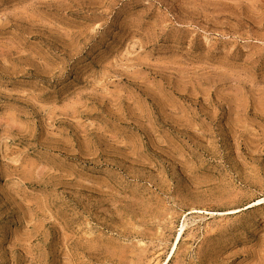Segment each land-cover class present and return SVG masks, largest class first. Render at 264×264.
I'll return each instance as SVG.
<instances>
[{
    "label": "rangeland",
    "instance_id": "374dc122",
    "mask_svg": "<svg viewBox=\"0 0 264 264\" xmlns=\"http://www.w3.org/2000/svg\"><path fill=\"white\" fill-rule=\"evenodd\" d=\"M0 264H264V0H0Z\"/></svg>",
    "mask_w": 264,
    "mask_h": 264
},
{
    "label": "bare ground",
    "instance_id": "6f19581e",
    "mask_svg": "<svg viewBox=\"0 0 264 264\" xmlns=\"http://www.w3.org/2000/svg\"><path fill=\"white\" fill-rule=\"evenodd\" d=\"M182 233H183V232H182ZM182 233L179 235V238H178V240H177V241H179V239H180V237H181Z\"/></svg>",
    "mask_w": 264,
    "mask_h": 264
}]
</instances>
